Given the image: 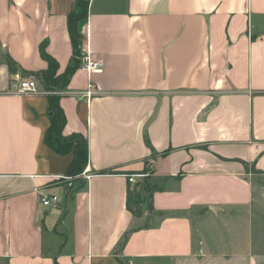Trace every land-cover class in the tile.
<instances>
[{
	"label": "crops",
	"instance_id": "0c3cea01",
	"mask_svg": "<svg viewBox=\"0 0 264 264\" xmlns=\"http://www.w3.org/2000/svg\"><path fill=\"white\" fill-rule=\"evenodd\" d=\"M76 3L0 0V264H261L264 0H89L81 64L58 92L89 180L45 141L40 78L44 42L58 74L72 64ZM88 48L104 64L91 75ZM25 78L44 93H17ZM90 79L96 94L79 99Z\"/></svg>",
	"mask_w": 264,
	"mask_h": 264
},
{
	"label": "trees",
	"instance_id": "16d2710c",
	"mask_svg": "<svg viewBox=\"0 0 264 264\" xmlns=\"http://www.w3.org/2000/svg\"><path fill=\"white\" fill-rule=\"evenodd\" d=\"M88 5L89 0H77L75 10L69 15L68 22L74 55L72 64L69 65L62 74H58L59 64L57 60L47 52L46 42L42 43L40 47L43 58L49 63L48 68L40 75L41 84L44 90L51 92L49 93L51 126L46 134L45 141L59 154L73 152L74 157L67 172L69 176H77L83 172L88 163V143L86 138L81 134L76 133L70 136L64 135L63 130L66 125V115L60 104L62 95L58 92H61L66 87L76 68L81 64L83 41L82 35L78 30V22L86 18ZM8 63L10 70L14 71L15 63L10 59H8ZM61 78H64V80L61 81ZM73 139L76 142L75 145H72ZM83 185L84 183L81 182L80 185H77V188L79 189L83 187Z\"/></svg>",
	"mask_w": 264,
	"mask_h": 264
},
{
	"label": "built area",
	"instance_id": "2783aa9c",
	"mask_svg": "<svg viewBox=\"0 0 264 264\" xmlns=\"http://www.w3.org/2000/svg\"><path fill=\"white\" fill-rule=\"evenodd\" d=\"M103 62L100 59H95V57L91 54V50L88 48L86 54L84 55V61L82 64L83 69L91 75V73L100 71L103 69ZM12 87L15 89L17 93H33V94H41L44 93L43 90L40 89L39 83L33 78H25V79H16L12 82ZM95 84L90 79L88 88L79 96V99H86L88 101L96 94ZM150 175V171H141L136 173L127 174L128 181L132 184H137L141 180H144ZM82 176L89 180L91 178V174L85 170L82 172ZM42 201L48 202L52 201L53 206L57 207V196H43L41 198Z\"/></svg>",
	"mask_w": 264,
	"mask_h": 264
},
{
	"label": "rangeland",
	"instance_id": "374dc122",
	"mask_svg": "<svg viewBox=\"0 0 264 264\" xmlns=\"http://www.w3.org/2000/svg\"><path fill=\"white\" fill-rule=\"evenodd\" d=\"M64 80V78H61V81ZM76 142L74 141L73 139V142H72V145H75ZM87 165V164H86ZM86 167V166H85ZM147 188V187H146ZM142 199V195L141 193L138 191L133 192L132 195H131V201H130V204L132 206H135L140 200ZM263 204H264V201H263ZM209 222V221H208ZM210 223V222H209ZM253 223L255 224V220H253ZM212 224V227L215 228L213 226V223ZM240 224H243V222H241ZM257 231V223L255 224V229H253V232L255 233ZM263 232V237H264V221H263V230H261ZM210 232V235L213 236V238H215L218 242L220 241L221 239V233L219 230H214L213 231H209ZM256 233H259V231H257ZM251 234V231H249L247 233L246 230H244V228H240L238 230H233L231 231V238H233L234 240H238L239 241V244L242 245L243 242H245V238H247L248 236H250ZM200 244V242H199ZM236 249H238V247H236ZM264 255V253H263ZM263 259H264V256H263ZM261 264H264V260L261 262Z\"/></svg>",
	"mask_w": 264,
	"mask_h": 264
},
{
	"label": "bare ground",
	"instance_id": "6f19581e",
	"mask_svg": "<svg viewBox=\"0 0 264 264\" xmlns=\"http://www.w3.org/2000/svg\"><path fill=\"white\" fill-rule=\"evenodd\" d=\"M33 79H35V78H33ZM36 80V79H35ZM37 81V80H36ZM38 82V81H37Z\"/></svg>",
	"mask_w": 264,
	"mask_h": 264
}]
</instances>
